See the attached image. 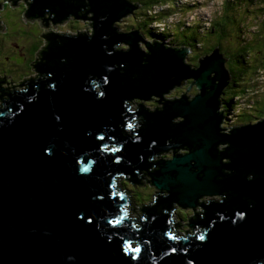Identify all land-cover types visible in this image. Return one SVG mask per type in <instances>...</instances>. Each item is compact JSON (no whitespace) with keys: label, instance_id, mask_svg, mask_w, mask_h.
<instances>
[{"label":"water","instance_id":"obj_1","mask_svg":"<svg viewBox=\"0 0 264 264\" xmlns=\"http://www.w3.org/2000/svg\"><path fill=\"white\" fill-rule=\"evenodd\" d=\"M25 1L24 15L53 22L91 13V36L48 35L27 87L0 102V264H264V118L221 126L219 95L232 78L221 49L191 67L187 45L118 33L112 22L137 6L127 0L12 4ZM119 42L128 49L116 50ZM186 78L194 97L162 99ZM177 115L184 119L170 120ZM116 144L121 151L105 150ZM169 149L173 158L151 160ZM144 173L169 194L142 205L147 220L136 230L118 220L124 200L110 184L119 174L142 184ZM201 195H222L191 224L204 241L169 238L170 206L198 205ZM140 237L142 252L123 250Z\"/></svg>","mask_w":264,"mask_h":264},{"label":"rangeland","instance_id":"obj_2","mask_svg":"<svg viewBox=\"0 0 264 264\" xmlns=\"http://www.w3.org/2000/svg\"><path fill=\"white\" fill-rule=\"evenodd\" d=\"M127 1L137 6L120 19L112 22V26L117 29L116 31L118 33H128L132 30L140 32L141 30L142 33L139 34L145 41L148 40L153 42L157 40L162 44L164 43L163 45H173L177 38V43L175 42V44L177 48H181L183 45L182 33H187L188 31L182 30V28H187V26L192 27L194 24L199 25L202 33L206 34L207 32V35H209L210 31H212L211 24L213 20L221 14L226 0H174L173 5L166 3V5L160 8L162 10L169 9L170 13L168 17H166V21L158 22H151L152 19L146 18L144 15L145 12L142 10V6H140L141 3L133 2V0ZM5 2L8 3L6 6L3 5ZM28 3L29 1L12 4V0H0V102H6L9 92L24 89L37 59H43L44 57L48 35L91 36V13L70 16L53 22L46 14H36V16L24 15ZM180 8L183 9V15L181 14L182 12L180 13ZM260 8L264 9V7ZM236 11H238V9ZM179 18L184 22L181 25V30L177 29L178 21L181 20ZM247 21L248 19L245 18V23H247ZM255 25L257 24L254 21L252 24H247V26L243 24L246 31L242 36L245 37V39L251 40L254 36L253 34L259 32L258 27ZM233 28L236 29V25H234ZM149 30L152 32L151 35L147 34ZM188 33L190 32L188 31ZM203 37L204 35L201 34V40ZM229 37L231 36L229 35ZM209 40L215 41V38L210 37ZM229 40L231 41V46H234L235 43L232 42V38ZM262 41L264 43V38ZM201 46L204 45L195 44L193 46L190 50L191 52H189L186 57V64L191 67L198 65V59L195 61V52L200 53L201 49L198 48H201ZM128 47L129 45L127 43L119 42L115 46V49H122L125 51ZM258 51L260 53L258 55L259 59L261 58V60H264V45L263 49ZM245 55H247L248 58L251 56L249 54ZM202 56L203 55L200 57ZM228 63L229 61L227 58V68L230 70ZM248 78H250L249 81ZM234 79L233 77L230 79L219 95V111L222 112L224 110L225 103L223 97L225 95L232 94L234 90L243 95L240 96L238 93H236V95H231L235 98L231 101L229 100V103L231 102V106L235 109L229 111V120L222 121L221 126L224 128L230 125L231 127L237 126L238 124H235L236 122H232L235 120L238 121L236 117L243 115L244 112L249 113L250 115L247 116L252 120H241L239 123L242 121V124L255 123L264 118V111L258 113L259 109L262 107L260 104L261 100L262 98L264 99V67L260 66L253 77L248 74L242 75L240 77L241 80L237 81V83L234 82ZM193 80V78H186L182 84L162 94V99H176L182 95L194 97L198 90L195 88V84L191 85ZM188 84L189 86L191 85V89L186 88ZM245 85H247L245 91L241 90ZM128 102L130 105L128 110H137L139 101H134L133 103L131 99H128ZM180 119H182V117L178 118V116H172V118H170L173 122ZM187 151V148L176 149L177 154H183ZM171 158H173L172 149H170V152L167 151L154 154L151 160L160 161L162 159ZM144 177L146 179H142V184L134 182L133 185L129 179L125 178L124 174L118 175L119 183L126 186L132 195V202L134 204L132 206L135 207L130 208L129 211L130 215L133 216H138L142 213V205H154V198L156 195L169 194V192L161 191V189L152 183L150 180L151 175L144 173ZM139 193L142 194L139 195ZM208 199H222V195H220V197L219 195L215 197L204 196L202 199L204 202L193 209L182 206H170V213L177 216V223L181 224L182 231L197 219L198 210L205 207L204 203H208Z\"/></svg>","mask_w":264,"mask_h":264},{"label":"trees","instance_id":"obj_3","mask_svg":"<svg viewBox=\"0 0 264 264\" xmlns=\"http://www.w3.org/2000/svg\"><path fill=\"white\" fill-rule=\"evenodd\" d=\"M33 0H30L32 3ZM139 2L141 3L140 6H142V10L145 12L144 15L146 18L152 19L151 22L154 21H166V17H168L170 10L169 9H160L162 6L168 4H172L174 0H133V2ZM8 3H3V5H7ZM262 4V5H259ZM257 5V6H256ZM89 7V6H88ZM264 7V0H226L223 9L221 10V14L217 18H215L211 24V30L210 34L207 35L202 33L201 28L199 25H192V27L187 26V28H182L183 20L178 21L177 29L181 30H188L190 33H182V44L188 45L193 48L195 44H202L204 46L199 47V52H195V61L196 59H199L201 55H205L213 50L216 46H218L221 51L226 55L228 58V66L230 68L232 77L235 78L234 82L237 83V81L241 80L240 77L242 75H250L254 76V73L257 71V69L261 66L264 67V60L259 59V51L263 49V38H264V9L260 8ZM90 8V7H89ZM181 9V8H180ZM238 9V11H236ZM83 10L80 12L82 13ZM182 12V13H181ZM48 13V11L46 12ZM180 13L183 15V9H181ZM45 14V13H44ZM44 16V15H43ZM248 19L247 23H245V18ZM263 17V18H261ZM257 24L255 25L258 27L259 32L253 34V38L245 39V37L242 36L243 33H245L246 29L243 27V24L247 26V24H252L253 21ZM150 21V20H149ZM236 25V29L233 28V26ZM144 30V29H143ZM139 33H142L140 30ZM147 34L151 35L152 32L149 30ZM201 34L204 35L203 39L201 40ZM229 35L231 37H229ZM181 36V34H180ZM210 37H214L215 41L209 40ZM225 38V39H224ZM232 38V42L235 43L234 46H231V41L229 39ZM61 41H65V39H61ZM177 38L175 39L176 42ZM173 43L172 47H177V45ZM177 43V42H176ZM263 44V45H262ZM263 52V51H261ZM251 55L249 58L247 55ZM259 60V61H258ZM253 61V62H252ZM261 61V62H260ZM199 64V62H198ZM250 78H248V81ZM232 85V84H231ZM230 85V86H231ZM247 85L243 86L241 90L245 91ZM189 87V84L186 88ZM196 88V86H195ZM232 88V87H231ZM230 88V90H231ZM197 89V88H196ZM198 90V89H197ZM238 91L234 90L232 94L225 95L223 97V101L225 103L224 107L226 109V121L229 120L230 116H228L229 111H233L235 108L231 106V102L229 103V100L231 101L233 98L231 95H236ZM240 96L243 94L238 93ZM262 107L259 109V112L264 111V99L262 98L261 103ZM161 109V107H160ZM250 115L247 112H244L243 115L236 117L238 118V121H233L232 123L236 122L235 124H238L239 121H251L252 119L247 116ZM261 116V114H260ZM252 117V116H251ZM247 118V119H246ZM231 121V120H230ZM242 121V122H243ZM132 123H136L137 119L132 120ZM228 126V125H227ZM228 127H231L228 126ZM227 127V128H228ZM116 146V145H114ZM115 148H118L116 146ZM153 168H159V165L154 164ZM126 187V186H125ZM142 193H139L141 195ZM147 206L144 205V208ZM145 211L142 210V213L137 216L139 219L137 221V225L141 228L144 226V223L147 219H145ZM143 221H140L142 220ZM181 225H179L180 228ZM181 229V228H180ZM200 230V229H199ZM198 230V231H199ZM204 230V228H203ZM196 232L194 230L193 234L196 236L199 232ZM137 242H141L140 239H137Z\"/></svg>","mask_w":264,"mask_h":264},{"label":"snow or ice","instance_id":"obj_4","mask_svg":"<svg viewBox=\"0 0 264 264\" xmlns=\"http://www.w3.org/2000/svg\"><path fill=\"white\" fill-rule=\"evenodd\" d=\"M99 95L102 97V96L104 95V93H100ZM57 119H59V117H57ZM127 127H128V128H132L133 125L128 124ZM98 139L102 141V140L105 139V137H104V136H100V137H98ZM105 150H107V151H111V152H113V153L121 151V149H119V148L112 147V148L109 149L107 146H105ZM118 159H119V158H117V160H118ZM241 215H242V214H241ZM77 218H78V220L83 221V222H86V223L89 224V225L92 223V219H91L90 217H89L86 221H85V217H84V216H78ZM117 223H118V222L115 221V220H110V221H109V224H112V225H115V224H117ZM198 239L201 240V241H204L205 237H204L203 235H201L200 237H198ZM123 250H124L126 253H127L129 250H130L131 252H139V251H140L139 248L131 247V246H129V245H125ZM131 259H137V258H136L135 256H132Z\"/></svg>","mask_w":264,"mask_h":264},{"label":"bare ground","instance_id":"obj_5","mask_svg":"<svg viewBox=\"0 0 264 264\" xmlns=\"http://www.w3.org/2000/svg\"><path fill=\"white\" fill-rule=\"evenodd\" d=\"M34 16H36V15H34ZM79 16V15H78ZM122 17V16H121ZM120 17V18H121ZM119 18V19H120ZM154 22H158V21H154ZM75 34V33H74ZM117 48V47H116ZM192 79V78H191ZM178 116V118H181L182 117V119H180V120H183L184 119V117L183 116H181V115H177ZM180 149V148H179ZM168 150H165V151H162V153H164V152H167ZM169 151H170V149H169ZM188 152V151H187ZM186 152V153H187ZM163 160H168V159H163ZM189 169H193L194 171H196V170H198V168L196 167V166H190L189 167ZM174 173H171V174H173V175H176V174H178V171H173ZM201 173V171L200 172H198V175H201L200 174ZM161 191H163V192H169V191H167L166 189H161ZM159 193V192H158ZM204 196H217V195H201V198H200V200H199V203H198V205H200V204H202V202H204V201H202V199H203V197ZM219 197H220V195H219ZM196 206L197 205H195V206H186L187 208H196ZM135 207V206H134ZM196 218V217H195Z\"/></svg>","mask_w":264,"mask_h":264},{"label":"clouds","instance_id":"obj_6","mask_svg":"<svg viewBox=\"0 0 264 264\" xmlns=\"http://www.w3.org/2000/svg\"><path fill=\"white\" fill-rule=\"evenodd\" d=\"M116 176H118V175H116ZM122 185V184H121ZM122 186H124V185H122ZM125 187V186H124ZM127 190H128V192H129V189L127 188V187H125ZM132 195L130 194V192H129V198H130V200H131V205H134L133 204V202H132V197H131ZM146 214V213H145ZM130 216H132V217H134L133 215H130ZM135 217H137V216H135ZM181 227V226H180Z\"/></svg>","mask_w":264,"mask_h":264},{"label":"flooded vegetation","instance_id":"obj_7","mask_svg":"<svg viewBox=\"0 0 264 264\" xmlns=\"http://www.w3.org/2000/svg\"><path fill=\"white\" fill-rule=\"evenodd\" d=\"M4 89V88H3ZM198 226V225H197ZM197 226H194V225H190V227H189V229H186V230H191V231H193V230H195V228H197ZM185 229V228H184Z\"/></svg>","mask_w":264,"mask_h":264}]
</instances>
